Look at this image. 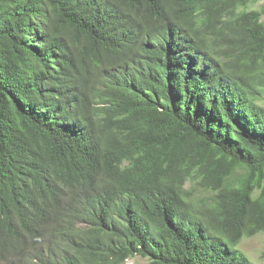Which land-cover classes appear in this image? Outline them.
<instances>
[{"label":"trees","instance_id":"1","mask_svg":"<svg viewBox=\"0 0 264 264\" xmlns=\"http://www.w3.org/2000/svg\"><path fill=\"white\" fill-rule=\"evenodd\" d=\"M259 1L0 0V264H255Z\"/></svg>","mask_w":264,"mask_h":264},{"label":"rangeland","instance_id":"2","mask_svg":"<svg viewBox=\"0 0 264 264\" xmlns=\"http://www.w3.org/2000/svg\"><path fill=\"white\" fill-rule=\"evenodd\" d=\"M262 4H264V0L251 4L250 7L259 9ZM259 101L264 105V94ZM239 247L255 264H264V232L251 237H244ZM147 261L145 257L135 256L127 259L125 264H145Z\"/></svg>","mask_w":264,"mask_h":264},{"label":"clouds","instance_id":"3","mask_svg":"<svg viewBox=\"0 0 264 264\" xmlns=\"http://www.w3.org/2000/svg\"><path fill=\"white\" fill-rule=\"evenodd\" d=\"M70 195L69 187H65L64 189L57 191L54 195L55 198L59 199H67ZM38 219L35 218V227H33L32 237L33 243L32 246H35L38 243Z\"/></svg>","mask_w":264,"mask_h":264}]
</instances>
